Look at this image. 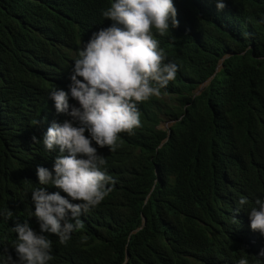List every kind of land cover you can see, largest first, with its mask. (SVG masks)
Segmentation results:
<instances>
[{
  "label": "trees",
  "instance_id": "16d2710c",
  "mask_svg": "<svg viewBox=\"0 0 264 264\" xmlns=\"http://www.w3.org/2000/svg\"><path fill=\"white\" fill-rule=\"evenodd\" d=\"M113 2L0 0V264L17 259V222L40 234L32 191L66 195L36 173L59 155L42 143L48 128L71 120L49 96L62 89L80 107L69 90L74 61L111 26L102 11ZM173 3L179 26L154 34L176 77L138 105L142 127L119 134L116 151L93 141L117 183L67 245L45 234L49 264H264V235L249 219L264 199V0H225L220 11L217 0ZM241 196L249 204L237 212Z\"/></svg>",
  "mask_w": 264,
  "mask_h": 264
},
{
  "label": "clouds",
  "instance_id": "9594fccd",
  "mask_svg": "<svg viewBox=\"0 0 264 264\" xmlns=\"http://www.w3.org/2000/svg\"><path fill=\"white\" fill-rule=\"evenodd\" d=\"M216 6L223 10L225 0H217ZM102 15L112 21L111 26L93 33L78 50L70 76L71 98L80 107L70 106L69 93L62 89L53 88L49 96L56 112L71 120L53 122L48 128L42 143L49 152L59 149V155L51 171L40 166L36 173L40 185H51L66 195L49 193L45 187L32 191L40 234L27 221L17 222L11 229L18 236L17 259L7 254L5 264H49L52 241L45 234L55 235L60 244L67 245L74 232L84 229L81 215L99 206L117 183L105 167L107 158L98 154L93 141L100 148L116 151L119 134L131 135L142 127L138 105L160 96L176 77L178 65L165 62L166 53L154 34L163 36L170 26H179L173 0H115ZM32 140L41 143L35 136ZM248 204V198L241 196L236 211ZM254 205L250 227L264 235V199L256 198ZM7 215H12L10 210ZM259 255L264 256V250ZM238 264L249 262L241 258Z\"/></svg>",
  "mask_w": 264,
  "mask_h": 264
},
{
  "label": "rangeland",
  "instance_id": "374dc122",
  "mask_svg": "<svg viewBox=\"0 0 264 264\" xmlns=\"http://www.w3.org/2000/svg\"><path fill=\"white\" fill-rule=\"evenodd\" d=\"M200 90H201V88L198 89V91H200ZM171 125H172L171 122L166 121V122L162 123V125L160 126V128H162V129H169Z\"/></svg>",
  "mask_w": 264,
  "mask_h": 264
},
{
  "label": "water",
  "instance_id": "95a60500",
  "mask_svg": "<svg viewBox=\"0 0 264 264\" xmlns=\"http://www.w3.org/2000/svg\"><path fill=\"white\" fill-rule=\"evenodd\" d=\"M207 83H208V82H207ZM207 83H206V84H204V86H205V85H207ZM204 86H203V87H204ZM202 89H203V88H201V90H200V91H197L196 95H199V94L201 93ZM169 136H170V135H169ZM144 222H145V220H144Z\"/></svg>",
  "mask_w": 264,
  "mask_h": 264
}]
</instances>
